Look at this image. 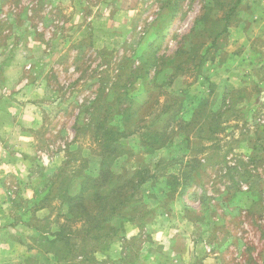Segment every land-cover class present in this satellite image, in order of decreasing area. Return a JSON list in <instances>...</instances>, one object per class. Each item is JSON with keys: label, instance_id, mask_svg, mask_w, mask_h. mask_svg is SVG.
Segmentation results:
<instances>
[{"label": "rangeland", "instance_id": "1", "mask_svg": "<svg viewBox=\"0 0 264 264\" xmlns=\"http://www.w3.org/2000/svg\"><path fill=\"white\" fill-rule=\"evenodd\" d=\"M67 1L0 0V264H264V0ZM105 131L146 182L89 239Z\"/></svg>", "mask_w": 264, "mask_h": 264}, {"label": "trees", "instance_id": "2", "mask_svg": "<svg viewBox=\"0 0 264 264\" xmlns=\"http://www.w3.org/2000/svg\"><path fill=\"white\" fill-rule=\"evenodd\" d=\"M97 130H102L101 125L97 127ZM105 133L107 137H104L101 141V151L99 153L101 160L98 174L95 177L83 175L79 183V189L76 193L62 194L63 199H65L64 203L66 205L68 215H73L79 211H86L88 203H93L96 206V208H94V211L97 212L96 215L94 217L88 215L89 220L91 221L88 222L89 225L85 233L87 236L85 237H88L89 239H100L103 236L101 232L104 231V227L111 216H113L118 209H121L133 201L137 190H139L140 186L146 182L144 176L140 177L142 170L139 166L136 167L135 171L130 172L129 176L118 175L114 172L112 169L113 163L125 154H132L133 148L130 147L128 151H123V145L125 143L120 141V139L112 140L108 137L109 131H105ZM156 167L157 165L155 168ZM148 178L154 179L156 176L155 174H151ZM124 179L125 181L121 183ZM42 192L43 191H41V193ZM47 199V196L43 197L42 201ZM111 200L115 201L114 204L113 201L108 205L105 203L106 201ZM38 209H42V207H38ZM106 210L110 212L105 217L103 216V213ZM58 229L59 230L56 232L42 236L41 239H44L45 242L51 246L60 243L65 248L72 249L71 247L74 246L71 243L73 239L72 237L75 238L76 236L69 233L65 225L59 226ZM90 232H92V234ZM69 254L70 253L61 259L67 261L70 258Z\"/></svg>", "mask_w": 264, "mask_h": 264}, {"label": "crops", "instance_id": "3", "mask_svg": "<svg viewBox=\"0 0 264 264\" xmlns=\"http://www.w3.org/2000/svg\"><path fill=\"white\" fill-rule=\"evenodd\" d=\"M16 1H26V0H16ZM37 1H39V0H37ZM53 1V3H52V5H55V2L56 3H59L61 0H52ZM70 1H72V0H68L67 1V3H63V4H61V5H58V7L61 9V6H63L64 4H66V7H70ZM21 7V6H20ZM63 10H64V8H63ZM61 11H62V9H61ZM64 12H66V11H63V13ZM28 14L29 12L27 11V9H26V11H25V8H22V12H20V14ZM39 18V21H36L37 23H43V21H44V19H42L40 16L38 17ZM20 24V23H19ZM21 25H23V24H20V26ZM34 46V45H33ZM32 46V47H33ZM28 47H30L31 48V46H28ZM9 62V61H8ZM9 71H6V72H4V74L5 75H3V79H8L7 77H4V76H9ZM12 95H13V92L10 90V89H8L7 88V85H6V87L4 86L3 88H1V90H0V103H3L6 107H8V104H7V102H9V101H11V99H12ZM10 110L8 109V112H9ZM1 133V132H0ZM0 144H2V140H0ZM1 158H2V153H0V160H1ZM2 165H4L3 163H2ZM1 167V166H0Z\"/></svg>", "mask_w": 264, "mask_h": 264}, {"label": "built area", "instance_id": "4", "mask_svg": "<svg viewBox=\"0 0 264 264\" xmlns=\"http://www.w3.org/2000/svg\"><path fill=\"white\" fill-rule=\"evenodd\" d=\"M28 68V67H27Z\"/></svg>", "mask_w": 264, "mask_h": 264}]
</instances>
